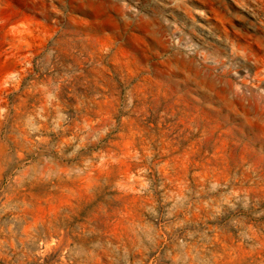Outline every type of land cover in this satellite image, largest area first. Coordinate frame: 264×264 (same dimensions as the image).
Instances as JSON below:
<instances>
[{
	"label": "rangeland",
	"instance_id": "374dc122",
	"mask_svg": "<svg viewBox=\"0 0 264 264\" xmlns=\"http://www.w3.org/2000/svg\"><path fill=\"white\" fill-rule=\"evenodd\" d=\"M0 264H264V0H0Z\"/></svg>",
	"mask_w": 264,
	"mask_h": 264
}]
</instances>
